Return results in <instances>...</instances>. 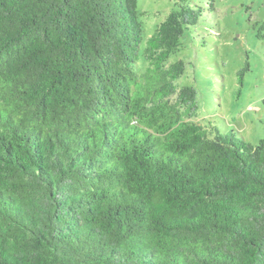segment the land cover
<instances>
[{
    "label": "trees",
    "instance_id": "obj_1",
    "mask_svg": "<svg viewBox=\"0 0 264 264\" xmlns=\"http://www.w3.org/2000/svg\"><path fill=\"white\" fill-rule=\"evenodd\" d=\"M174 7L0 0V264H264V138L198 119Z\"/></svg>",
    "mask_w": 264,
    "mask_h": 264
},
{
    "label": "rangeland",
    "instance_id": "obj_2",
    "mask_svg": "<svg viewBox=\"0 0 264 264\" xmlns=\"http://www.w3.org/2000/svg\"><path fill=\"white\" fill-rule=\"evenodd\" d=\"M204 14L183 38L182 58L197 92V116L248 144L264 138V0H192ZM176 0H137L143 38Z\"/></svg>",
    "mask_w": 264,
    "mask_h": 264
}]
</instances>
